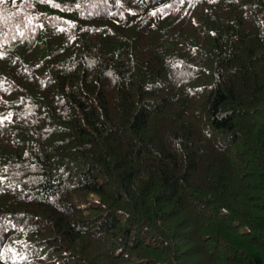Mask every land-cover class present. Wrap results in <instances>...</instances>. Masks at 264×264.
<instances>
[{
  "label": "trees",
  "instance_id": "16d2710c",
  "mask_svg": "<svg viewBox=\"0 0 264 264\" xmlns=\"http://www.w3.org/2000/svg\"><path fill=\"white\" fill-rule=\"evenodd\" d=\"M264 0L0 3V264H264Z\"/></svg>",
  "mask_w": 264,
  "mask_h": 264
},
{
  "label": "rangeland",
  "instance_id": "374dc122",
  "mask_svg": "<svg viewBox=\"0 0 264 264\" xmlns=\"http://www.w3.org/2000/svg\"><path fill=\"white\" fill-rule=\"evenodd\" d=\"M253 118L257 121H264V102L259 106L258 110L253 113Z\"/></svg>",
  "mask_w": 264,
  "mask_h": 264
},
{
  "label": "snow or ice",
  "instance_id": "6c2138e0",
  "mask_svg": "<svg viewBox=\"0 0 264 264\" xmlns=\"http://www.w3.org/2000/svg\"><path fill=\"white\" fill-rule=\"evenodd\" d=\"M3 2V0H0V3H2Z\"/></svg>",
  "mask_w": 264,
  "mask_h": 264
}]
</instances>
